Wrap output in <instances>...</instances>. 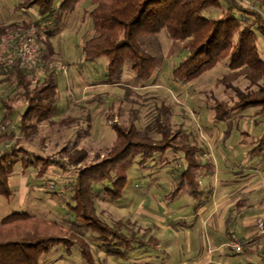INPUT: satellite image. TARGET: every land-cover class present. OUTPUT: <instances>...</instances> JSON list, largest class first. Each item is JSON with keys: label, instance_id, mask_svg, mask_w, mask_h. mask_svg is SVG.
I'll use <instances>...</instances> for the list:
<instances>
[{"label": "rangeland", "instance_id": "1", "mask_svg": "<svg viewBox=\"0 0 264 264\" xmlns=\"http://www.w3.org/2000/svg\"><path fill=\"white\" fill-rule=\"evenodd\" d=\"M18 1L0 0V25L35 19L33 8L27 11L19 9ZM237 1L249 8L257 6L256 0ZM223 2V7L213 8L204 14L221 15L229 0ZM91 6L88 0H81L72 13L65 15L61 29L51 37L56 56L50 63L59 62L67 66L65 72L57 70L58 108L51 118L55 121L65 116L75 119L63 125L41 121L31 134L21 137V144L26 148L53 161L43 174H39L40 164L30 166L25 172L18 166L20 169L17 168L8 180L14 192L0 195V220L14 211H25L58 221L67 229V235L69 230L74 231L89 242V260L83 257L77 244L68 247L57 243L41 255L40 264H201L205 251L217 242L219 236L212 226L218 213L208 217V222L204 221L205 215L201 216L198 212L200 208L212 209L216 196L212 198L209 185L217 186L219 179L231 181L245 173L254 158H259L254 163L264 166V152L260 150L251 159L241 148L244 144L249 145L253 133L256 135L257 131H264V113H257L259 106L235 110L222 119H218L214 107L219 102L237 99L238 91L248 92L256 87L244 77L225 82L223 75L229 71L227 59L193 80H174L172 70L182 55L168 56L171 39L165 31L152 39L154 49L163 59L151 78H135L130 65L126 64L119 82L105 83L103 77L107 57L89 60L82 47L84 40L93 32V20L88 13ZM261 12L264 15V11ZM29 28H35L37 35L36 27L29 26L5 31L0 38L11 31ZM47 35L42 30L39 38L45 40ZM257 44L264 58L262 34H258ZM3 77L0 74V98L11 99L16 109L7 131L17 130L25 104L22 89L17 87L14 78L7 80ZM2 111L0 104V118ZM159 121L172 133L179 132V137L185 138L189 145L196 146L200 164L192 167L190 176L185 178L181 176L188 166L185 152L168 149L162 155L155 154L143 166L137 160L134 162L129 168L128 181L121 197L100 194L96 208L105 221L129 218L141 229L152 226L151 233L159 238L155 244L136 245L126 258L108 255L98 247L94 234L72 227L74 212L70 207L73 201L69 185L75 176L74 170L106 154L116 139L114 122L122 125L132 122L140 132L160 137L157 132ZM5 145V141L0 142V151ZM80 148L87 151V161L68 165L66 169L59 166L57 161H69V152ZM242 166H245L244 169H241ZM192 174L200 183H191ZM181 180H184L183 187L174 191ZM234 219L231 230L238 234V217ZM235 259L247 264L241 254ZM222 262L231 264L227 259Z\"/></svg>", "mask_w": 264, "mask_h": 264}, {"label": "trees", "instance_id": "2", "mask_svg": "<svg viewBox=\"0 0 264 264\" xmlns=\"http://www.w3.org/2000/svg\"><path fill=\"white\" fill-rule=\"evenodd\" d=\"M80 1L19 0L17 8L24 11L33 8L35 19L0 25V34L10 29L35 26L43 57L42 64L35 67L23 68L16 64L10 70L0 71L4 79H15L17 87L22 89L25 103L17 130L7 131L16 109L11 99L0 98L3 109L0 142L5 141L6 144L0 151V195L13 193L8 180L18 166L26 170L40 164L39 174H43L53 161L26 148L21 144V137L31 134L41 121L63 125L75 119L71 116L57 121L51 118L58 108L59 75L57 69L49 68L48 64L56 56L51 37L61 29L65 15L72 13ZM88 1L92 5L88 13L93 20V32L84 40L82 47L89 60L107 57L103 82H119L126 64L130 65L135 78H151L163 59L154 49L152 39L165 31L171 39L168 56L182 55L172 70L174 80H193L227 59L229 71L223 75L225 82L244 77L256 87L248 92L238 91V98L231 102L217 103L214 110L218 119L251 106H259L257 113H264V58L257 44L258 34L264 36V15L261 12L264 11V0H256L255 8L229 0L219 16L205 15L204 12L223 7V0ZM42 30L48 33L45 40L39 38ZM161 122L157 130L160 137L140 132L132 122L127 125L114 122L116 139L106 154L74 170L75 176L69 185L73 201L70 207L74 212L72 227L94 234L98 247L108 255L126 258L136 245L155 244L159 238L151 233L152 226L141 229L129 218L105 221L96 208L100 194L121 197L128 181L129 168L134 162L137 160L143 166L155 154L162 155L168 149L185 152L188 166L181 174L185 178L190 176L192 167L200 164L196 146L179 137V132L167 130ZM263 149L264 133L257 139L252 152L258 153ZM68 158L69 161H57L61 168L87 161L88 154L80 148L69 152ZM192 176L191 183H200L194 174ZM183 183L184 180H181L174 191H180ZM66 230L58 221L25 211H14L4 216L0 220V264H40L41 255L57 243L68 247L77 244L83 257L89 260L91 251L87 239L70 230L67 235Z\"/></svg>", "mask_w": 264, "mask_h": 264}, {"label": "crops", "instance_id": "3", "mask_svg": "<svg viewBox=\"0 0 264 264\" xmlns=\"http://www.w3.org/2000/svg\"><path fill=\"white\" fill-rule=\"evenodd\" d=\"M1 133L3 131H0ZM263 133L262 130L257 131L256 135L248 133L253 136H251V141H248L249 145L241 146L248 153V158L252 159L256 155L252 151L257 144V139ZM224 159H227V156H224ZM257 159L259 158L252 159L251 166H247L248 169L245 173L236 176L231 181L219 179L217 186L209 185L208 191H211L209 193H211L212 198L216 196L212 209L210 210L209 207L200 208L198 212L201 216L205 215L204 221H207V218L214 213H218L217 220L213 222L212 226L214 227L213 230L219 233V236L217 242L212 243L210 249L205 251L201 264H222L223 259L230 260L231 264H244L235 259L239 254L243 255L247 264H264V248H262V240L257 235L256 230L257 222L259 220L264 221V173H261V171L264 172V166L254 163ZM244 167L242 166L241 169ZM214 170L216 172L215 168ZM16 171L17 169L14 173ZM23 171L25 172V170ZM245 212L249 214H244ZM236 217H238L236 226L238 234L231 230ZM234 237H239L245 243L241 251L231 250L228 246Z\"/></svg>", "mask_w": 264, "mask_h": 264}, {"label": "built area", "instance_id": "4", "mask_svg": "<svg viewBox=\"0 0 264 264\" xmlns=\"http://www.w3.org/2000/svg\"><path fill=\"white\" fill-rule=\"evenodd\" d=\"M42 62L41 46L37 39L35 28L14 30L0 38V71L10 70L16 64L23 68H31L41 65ZM48 65L64 72L67 70V66L64 63L49 62ZM256 230L257 235L262 240V248H264L263 220L257 222ZM244 244L242 240L234 237L228 243V246L231 250L241 251Z\"/></svg>", "mask_w": 264, "mask_h": 264}]
</instances>
